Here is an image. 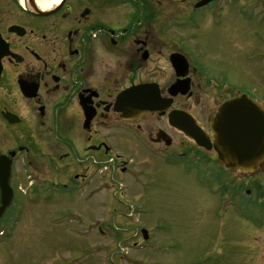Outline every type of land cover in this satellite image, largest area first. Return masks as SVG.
<instances>
[{
	"label": "flooded vegetation",
	"instance_id": "flooded-vegetation-1",
	"mask_svg": "<svg viewBox=\"0 0 264 264\" xmlns=\"http://www.w3.org/2000/svg\"><path fill=\"white\" fill-rule=\"evenodd\" d=\"M54 1L0 0V157L10 183L43 184L78 166L72 177L84 182L90 165L110 161L108 182L126 192L115 176L144 188L152 168L164 167L186 178L207 211V193L219 196L214 210L249 208L239 184L250 176L218 163L210 124L224 102L250 98V62L238 61L250 54V29L238 31L250 25V0ZM130 88L158 108L125 118L115 102Z\"/></svg>",
	"mask_w": 264,
	"mask_h": 264
},
{
	"label": "rangeland",
	"instance_id": "rangeland-1",
	"mask_svg": "<svg viewBox=\"0 0 264 264\" xmlns=\"http://www.w3.org/2000/svg\"><path fill=\"white\" fill-rule=\"evenodd\" d=\"M248 29L250 54L239 52L238 61L250 56V97L264 102V4L255 0H250V25H238L240 36ZM111 156L137 158L118 150ZM81 171L78 166L73 175L18 194L22 208L0 218V264H264V208L257 203L264 165L248 182L250 209L235 204L223 212L214 210L218 195L206 194L207 207L212 205L207 211L198 196L190 195L186 178L172 169L152 168L144 188L115 176L128 186L126 198L113 195L111 182L93 175L92 165L86 181H75L72 176ZM124 201L137 209L135 215L127 213ZM134 229L149 232L144 250L132 249L141 241L140 234L131 238ZM125 247L129 252L123 255Z\"/></svg>",
	"mask_w": 264,
	"mask_h": 264
},
{
	"label": "water",
	"instance_id": "water-1",
	"mask_svg": "<svg viewBox=\"0 0 264 264\" xmlns=\"http://www.w3.org/2000/svg\"><path fill=\"white\" fill-rule=\"evenodd\" d=\"M136 93L132 89L122 94L117 101V108L124 114L134 113L137 108L134 100ZM149 106L148 103L142 104L144 110ZM125 108L129 109L125 111ZM178 127L183 132L190 133L188 129ZM211 130L218 161L226 167L238 169L242 173H252L264 162V110L251 101L242 97L223 104L214 118ZM8 183V167H0V216L12 200Z\"/></svg>",
	"mask_w": 264,
	"mask_h": 264
},
{
	"label": "bare ground",
	"instance_id": "bare-ground-1",
	"mask_svg": "<svg viewBox=\"0 0 264 264\" xmlns=\"http://www.w3.org/2000/svg\"><path fill=\"white\" fill-rule=\"evenodd\" d=\"M54 2H59V0H55ZM207 36V35H206ZM207 43H209V44H214L215 43V37H212L211 38V40H206V44ZM246 60H248L249 62H250V56H247L246 58H245ZM240 63H242V62H240ZM250 101L252 102V103H254V104H258V103H260V101L259 102H256L255 100H253L251 97H250ZM249 173H250V171H248Z\"/></svg>",
	"mask_w": 264,
	"mask_h": 264
}]
</instances>
